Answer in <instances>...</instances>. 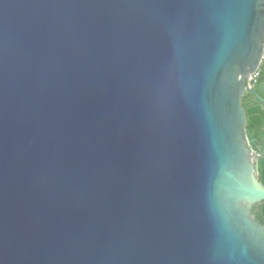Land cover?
<instances>
[{"label": "water", "instance_id": "obj_1", "mask_svg": "<svg viewBox=\"0 0 264 264\" xmlns=\"http://www.w3.org/2000/svg\"><path fill=\"white\" fill-rule=\"evenodd\" d=\"M263 57L264 0H0V264H264Z\"/></svg>", "mask_w": 264, "mask_h": 264}, {"label": "trees", "instance_id": "obj_2", "mask_svg": "<svg viewBox=\"0 0 264 264\" xmlns=\"http://www.w3.org/2000/svg\"><path fill=\"white\" fill-rule=\"evenodd\" d=\"M249 84L264 99V57ZM245 113V128L251 148L259 154L257 159V173L259 181L264 185V102L249 93L241 98ZM254 217L264 223V201L252 207Z\"/></svg>", "mask_w": 264, "mask_h": 264}, {"label": "rangeland", "instance_id": "obj_3", "mask_svg": "<svg viewBox=\"0 0 264 264\" xmlns=\"http://www.w3.org/2000/svg\"><path fill=\"white\" fill-rule=\"evenodd\" d=\"M250 80H251V79H250ZM250 80H249V81H250Z\"/></svg>", "mask_w": 264, "mask_h": 264}]
</instances>
